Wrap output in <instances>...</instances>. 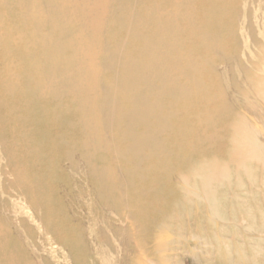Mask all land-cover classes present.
<instances>
[{
	"label": "bare ground",
	"instance_id": "1",
	"mask_svg": "<svg viewBox=\"0 0 264 264\" xmlns=\"http://www.w3.org/2000/svg\"><path fill=\"white\" fill-rule=\"evenodd\" d=\"M213 75L222 82L215 94L205 87ZM229 90L246 104L264 94V0H0V264H185L168 255L179 244L170 225L153 223L166 205L143 213L134 201L129 210L102 152L112 140L133 164L126 185L131 172L167 171L169 185L148 182L155 199L189 160L167 159L179 144L162 137L172 129L170 108L201 96L231 112ZM61 105L77 130L69 139L54 126ZM224 116L195 113L206 128ZM12 122L30 129L7 136ZM255 123L264 134L263 119ZM31 132L64 138L61 164L84 176L69 181L65 204L39 169L30 172L44 160L32 155ZM19 144L22 161H12Z\"/></svg>",
	"mask_w": 264,
	"mask_h": 264
},
{
	"label": "rangeland",
	"instance_id": "2",
	"mask_svg": "<svg viewBox=\"0 0 264 264\" xmlns=\"http://www.w3.org/2000/svg\"><path fill=\"white\" fill-rule=\"evenodd\" d=\"M205 80V87L211 93L215 94L220 90L222 82L219 78L213 75L211 81ZM228 93L229 98L234 101L228 105L231 107L234 104L231 112L222 108L218 111L220 105L216 98L205 101L201 96L185 99L182 104L186 106L183 108H170L173 115L167 121L172 129L162 137L168 139L176 135L174 142L178 141L179 144L176 149L169 147L171 154L167 159L172 163H176L178 156L189 160L178 164L174 169L175 174L170 180V185L175 184L173 188L167 193L154 196L155 199L150 197L148 182L155 179L156 185L157 181H165L164 185H169L167 171L163 175L158 168L142 172L138 170L142 179L137 177V172H131L130 182L126 185L125 169H130L133 164L118 156L112 140L110 147L113 150L102 152L104 158L101 166L110 165L113 168L119 180L118 191L129 210L133 208L134 201H140L139 207L143 213L150 212L152 204H156L154 209L166 205V213L163 215L158 210L155 212L157 217L152 222H167L170 225L171 236L173 240L177 238L179 244L168 255L176 256L182 262L186 260L185 264H264V134H261V125L255 123L257 118L264 121V106L261 108L264 94L246 104L237 101V93L234 91L229 90ZM44 105L53 111L50 102ZM64 111L63 105L57 107L54 116L58 122L54 126L69 139L76 135L77 130L66 123ZM203 111L225 116L220 122L206 128L195 118L196 112ZM70 115L69 109L68 116ZM9 127L5 130L7 136L10 132L17 134L20 128L30 129L28 124L20 127L13 122ZM195 132H201L202 136L208 132L215 140L211 144L204 140L197 142L193 138ZM106 134L111 139L112 133L107 131ZM27 136L31 140L29 144L32 155L44 158L30 172H37L39 169L38 172L45 177V185L50 189L58 187L61 190V193H53L52 198L65 204L64 195L73 187L69 181L81 180L84 176L69 175L67 168L61 164L64 138L44 136L39 132H31ZM34 140L41 145L32 142ZM21 146L22 144L18 145L17 152L15 149L12 161L18 157L22 161ZM71 147H75L73 141ZM146 164L147 162H142L141 169ZM52 171L54 179L47 177ZM65 177L68 179H64ZM83 182L87 185L93 183L87 178ZM135 186L141 193L133 192ZM143 222L141 226L148 228V221Z\"/></svg>",
	"mask_w": 264,
	"mask_h": 264
}]
</instances>
